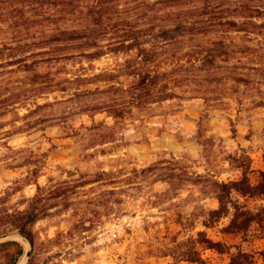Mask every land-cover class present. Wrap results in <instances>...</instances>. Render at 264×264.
<instances>
[{
  "label": "rangeland",
  "instance_id": "obj_1",
  "mask_svg": "<svg viewBox=\"0 0 264 264\" xmlns=\"http://www.w3.org/2000/svg\"><path fill=\"white\" fill-rule=\"evenodd\" d=\"M230 38L251 50L224 67L264 64V32H236ZM6 41L22 46L28 39ZM38 46L34 52L43 49ZM22 54V49L16 52ZM123 60L121 54L106 53L94 60L53 62L44 69L57 82L55 89L18 107L22 116L36 104H47L39 114L43 127L15 134L8 144L39 155V184L59 187L33 227L36 244L30 264H172L173 258L165 254H177L193 243L206 261L228 264L237 249H263L264 200L258 192L241 195L232 190L228 213L218 219L210 211L218 207L214 194L219 191L208 178L240 180L241 169L225 159L243 149L249 157L246 176L257 183V171L264 168V74L248 71L250 84L231 85L215 80L238 71L225 67L207 76L200 93L178 90L181 97L133 107L121 119L106 111L93 117L80 111L79 105L107 104L124 96L130 78ZM10 68L15 65L1 66L0 71ZM26 74L6 77L4 86L27 87ZM13 119L15 114L7 115L4 127ZM6 164L0 161V196L34 166ZM35 192L34 184H20L7 196L6 206L23 207ZM201 231L220 243L221 252L196 243ZM6 240L23 246L18 261L23 257L26 264L28 242L16 234L0 238V243ZM11 251L0 247V264L7 263Z\"/></svg>",
  "mask_w": 264,
  "mask_h": 264
},
{
  "label": "trees",
  "instance_id": "obj_2",
  "mask_svg": "<svg viewBox=\"0 0 264 264\" xmlns=\"http://www.w3.org/2000/svg\"><path fill=\"white\" fill-rule=\"evenodd\" d=\"M261 18H264V0H0V67L15 65L0 71V161L7 162L9 168L34 165L7 187L6 195L0 196V238L16 234L26 240L30 246L26 264H30L36 244L33 227L44 217L49 201L59 191V187L47 189L39 184V155L8 144L13 135L44 125L39 114L47 104H36L22 116L17 112L20 104L55 89L57 82L49 78L50 72L44 68L59 60H94L106 53L123 55L121 65L130 78L123 89L124 96L107 104L78 106L91 117L106 111L113 118L121 119L133 107L144 108L181 97L183 94L178 90L200 93L201 85L210 79L207 76L223 68L238 69L215 78L231 85L250 84L248 71L264 74V64L246 68L235 64L223 66L251 50L234 42L230 38L232 33L262 34L264 22H257ZM15 38L28 39V42L19 46L6 41ZM36 45L43 49L34 52ZM19 49L24 54L16 56ZM37 55L45 57L35 59ZM18 72L27 73L29 85L4 86L6 77ZM9 114H15L17 119L10 120L9 127L5 128L3 119ZM225 160L240 168L242 176L240 180L228 182L214 176L208 178L209 185L219 191L214 194L218 207L210 211L218 219L228 213L232 190L241 195H255L256 190L264 200V171H257L256 184L250 182L246 176L249 157L244 150L239 155L237 151L229 153ZM20 184H34L36 192L27 198L23 207H7V196L19 190ZM253 219L249 217V221ZM197 237L196 243L204 249L221 252L217 249L220 243L208 239L204 232H198ZM1 246L12 248L6 264H16L25 253L16 240H6ZM165 255L173 258L172 264L177 261L212 264L202 258L195 243L178 250L177 254ZM228 264H264V248L257 253L237 249L230 254Z\"/></svg>",
  "mask_w": 264,
  "mask_h": 264
},
{
  "label": "bare ground",
  "instance_id": "obj_3",
  "mask_svg": "<svg viewBox=\"0 0 264 264\" xmlns=\"http://www.w3.org/2000/svg\"><path fill=\"white\" fill-rule=\"evenodd\" d=\"M25 259L22 257V259H20L16 264H24Z\"/></svg>",
  "mask_w": 264,
  "mask_h": 264
},
{
  "label": "water",
  "instance_id": "obj_4",
  "mask_svg": "<svg viewBox=\"0 0 264 264\" xmlns=\"http://www.w3.org/2000/svg\"><path fill=\"white\" fill-rule=\"evenodd\" d=\"M24 257L27 259L29 257V250L26 252V254L24 255Z\"/></svg>",
  "mask_w": 264,
  "mask_h": 264
},
{
  "label": "crops",
  "instance_id": "obj_5",
  "mask_svg": "<svg viewBox=\"0 0 264 264\" xmlns=\"http://www.w3.org/2000/svg\"><path fill=\"white\" fill-rule=\"evenodd\" d=\"M259 169H261L262 171H264V168H259Z\"/></svg>",
  "mask_w": 264,
  "mask_h": 264
}]
</instances>
